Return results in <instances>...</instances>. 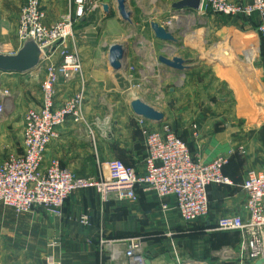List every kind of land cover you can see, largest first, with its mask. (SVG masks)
I'll list each match as a JSON object with an SVG mask.
<instances>
[{
  "label": "crops",
  "instance_id": "1",
  "mask_svg": "<svg viewBox=\"0 0 264 264\" xmlns=\"http://www.w3.org/2000/svg\"><path fill=\"white\" fill-rule=\"evenodd\" d=\"M180 1L128 0L129 24L120 20L116 0H88L87 16L74 26L75 39L80 30L81 36L92 35L78 37V51L85 59L83 77L57 86L58 106L85 91L86 122L75 125L68 120L58 129L44 166L57 160L72 173L97 180L107 176L106 166L112 160L143 172L146 126L159 131L168 124L201 163L235 151L224 169L234 186L211 187L209 217L195 225L182 222L172 200H161L145 189L138 192L137 202L105 203L93 190L76 192L61 218L42 209L22 215L2 209L0 264H48L49 259L54 264H125L101 254V235L141 239L147 264H250L240 258L241 235L218 231L216 225L227 216L248 219L242 184L248 171L264 170V52L256 31L261 19L235 18L227 24L223 16L199 11L205 28L192 31L186 11L173 8ZM24 3L0 0V53L4 55H15L23 46L17 31ZM113 3L116 15L111 19ZM42 5L48 27L69 15L76 19L73 0H43ZM152 23L167 28L181 43L179 48L193 55L185 61L195 68L190 67L184 77L159 63L165 48L166 58H175L174 45L157 40ZM107 39L124 40L127 72L110 67L109 52L116 42L107 46ZM194 58L200 65L189 62ZM60 59L55 52L51 61ZM46 64L28 74L0 72V103L8 109L0 116V164L23 151L25 114L42 104ZM136 99L163 113L167 122L143 125L131 108ZM240 147L244 155L238 153ZM82 215L89 217L88 226L80 224Z\"/></svg>",
  "mask_w": 264,
  "mask_h": 264
},
{
  "label": "built area",
  "instance_id": "2",
  "mask_svg": "<svg viewBox=\"0 0 264 264\" xmlns=\"http://www.w3.org/2000/svg\"><path fill=\"white\" fill-rule=\"evenodd\" d=\"M42 1L25 0L17 31L22 44L32 40L41 51L48 50L40 64L47 62L46 77L41 85L42 104L39 109H30L25 114L22 153L12 154L0 164V212L11 209L22 215L42 209L61 218L67 201L76 192L93 190L105 203L111 200L137 202L138 192L145 189L161 200H172L184 224L205 221L210 214L209 189L234 186L224 169L235 151L210 163H201L168 124H163L159 131H151L146 126L143 172L120 160H112L106 166L107 176L97 180L78 176L63 168L57 160L44 166L47 149L57 138L58 129L68 120L75 125L86 122L85 91L75 93L58 106L57 86L83 77V60L79 52H69L65 45L74 35L75 24L85 17L88 0H73L76 19L69 15L50 27L45 24L47 15ZM203 11L248 20L260 17L256 31L264 52V0H252L249 4H243L241 0H202L200 12ZM56 45L64 47L55 48ZM55 52L61 57L57 63L51 61ZM4 111L5 104L0 103V116ZM141 123L147 125L145 121L141 120ZM238 153L244 155V148L240 147ZM242 189L247 197L248 219L222 217L216 229L238 232L241 235L240 258L256 264L264 262V170L248 171ZM168 207L169 203L164 204L165 209ZM79 222L84 226L90 224L87 215H82ZM99 247L101 254H108L114 262L148 263L141 239L117 240L101 235ZM47 263L54 264L50 259Z\"/></svg>",
  "mask_w": 264,
  "mask_h": 264
},
{
  "label": "water",
  "instance_id": "3",
  "mask_svg": "<svg viewBox=\"0 0 264 264\" xmlns=\"http://www.w3.org/2000/svg\"><path fill=\"white\" fill-rule=\"evenodd\" d=\"M117 12L119 18L124 23L132 24V14L128 11V0H116ZM202 0H182L174 5V9L177 11H186L185 15L191 13H198L201 9ZM104 10L109 11V7L104 5ZM151 29L155 34L157 40L172 46L178 44L174 35L165 27L158 23H152ZM45 49L41 51L38 45L32 41H26L22 48L15 55H4L0 53V72L16 73V74H28L37 69L42 60ZM126 59V52L121 45H112L109 52V65L116 71L127 72L128 68L124 67L123 62ZM159 63L168 71L171 70L178 77H184L187 72L190 71L188 62L182 58L175 57L168 59L166 57L159 58ZM131 108L138 119L150 123L152 125H160L167 122L165 115L150 105L146 104L140 99H136L131 103ZM256 264H264L263 261H258Z\"/></svg>",
  "mask_w": 264,
  "mask_h": 264
},
{
  "label": "rangeland",
  "instance_id": "4",
  "mask_svg": "<svg viewBox=\"0 0 264 264\" xmlns=\"http://www.w3.org/2000/svg\"><path fill=\"white\" fill-rule=\"evenodd\" d=\"M43 2V1H42ZM43 6V5H42ZM86 11V10H85ZM112 11V12H111ZM110 12L112 13V16L113 17H111V19L113 18L114 19V17H115V15H116V13H115V5H114V3L111 5V7H110ZM199 13H201V12H199ZM199 13H197V14H195V13H191V14H189V15H186L185 16V18H187V27H189L192 31L193 30H197V29H202V28H205V26H204V24H203V22H201L200 20H201V18H200V14ZM205 13V12H204ZM205 14H207V12L205 13ZM84 16H87V12H85V14H84ZM218 16H223V18L225 19V22L228 24L229 22H230V20H233V19H235L236 17H229V16H224V15H218ZM241 19V18H240ZM200 21V22H199ZM96 24H98V23H96ZM84 32V31H83ZM81 33H82V31L80 30V31H78V34H75V36L77 37H84V36H92L91 34L89 35V33H88V35L87 34H83L82 36H81ZM92 33V32H91ZM100 36V35H99ZM74 38V35H73V37H71V38H69L68 39V41H67V43H66V45H65V47L67 46V50L69 51V52H74V51H77V52H79L78 51V49H80V44H79V42H80V38ZM175 37V36H174ZM99 38V37H98ZM92 39V38H91ZM96 39V38H95ZM78 40H79V42H78ZM94 40V39H93ZM97 41L99 40V39H96ZM101 40V39H100ZM132 40H134V39H132ZM95 41V40H94ZM135 41V40H134ZM116 42V44L117 45H120L121 44V46L123 45V43H124V40H114V39H107V41H106V44H107V46H109L108 44H111V43H115ZM174 46V49L171 51V52H173L174 53V56L175 57H179V58H182V59H184V60H186L187 58H191V57H193V55L192 54H190L189 53V51H187V50H185V52L181 49V48H179L180 46H181V43H178V44H173ZM92 46V45H91ZM64 47V46H63ZM63 47H60L59 45L57 46H55V48H63ZM168 50L165 48L164 49V55H165V57H166V55H168ZM184 53H187V54H184ZM81 54V53H80ZM82 56V55H81ZM83 60L85 61V59L83 58ZM191 64H195L196 66H198V65H200V63H201V61H199V60H196V58H194V60H192V61H189ZM189 67H191L192 69H194L195 67H192V65L191 66H189ZM191 69V70H192ZM141 100V99H140ZM143 101V100H142ZM159 103V102H158ZM7 110L8 109H6L5 110V114L7 113ZM4 114V115H5ZM4 117V116H3ZM2 117V118H3Z\"/></svg>",
  "mask_w": 264,
  "mask_h": 264
},
{
  "label": "bare ground",
  "instance_id": "5",
  "mask_svg": "<svg viewBox=\"0 0 264 264\" xmlns=\"http://www.w3.org/2000/svg\"><path fill=\"white\" fill-rule=\"evenodd\" d=\"M245 51V50H244ZM251 57V56H250Z\"/></svg>",
  "mask_w": 264,
  "mask_h": 264
},
{
  "label": "trees",
  "instance_id": "6",
  "mask_svg": "<svg viewBox=\"0 0 264 264\" xmlns=\"http://www.w3.org/2000/svg\"><path fill=\"white\" fill-rule=\"evenodd\" d=\"M238 233V232H237Z\"/></svg>",
  "mask_w": 264,
  "mask_h": 264
}]
</instances>
